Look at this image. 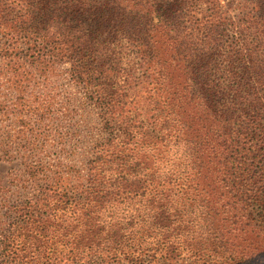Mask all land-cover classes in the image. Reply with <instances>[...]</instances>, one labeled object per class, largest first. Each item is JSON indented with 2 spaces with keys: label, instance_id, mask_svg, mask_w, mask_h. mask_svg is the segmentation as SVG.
I'll use <instances>...</instances> for the list:
<instances>
[{
  "label": "trees",
  "instance_id": "1",
  "mask_svg": "<svg viewBox=\"0 0 264 264\" xmlns=\"http://www.w3.org/2000/svg\"><path fill=\"white\" fill-rule=\"evenodd\" d=\"M62 78L83 168L33 157ZM4 121L0 264H264V0H0Z\"/></svg>",
  "mask_w": 264,
  "mask_h": 264
},
{
  "label": "rangeland",
  "instance_id": "2",
  "mask_svg": "<svg viewBox=\"0 0 264 264\" xmlns=\"http://www.w3.org/2000/svg\"><path fill=\"white\" fill-rule=\"evenodd\" d=\"M47 90L50 95H54L51 99L54 110L39 129L42 136L36 143L31 144L34 150L33 157L41 156L51 162L58 158L61 166L75 165L73 169L83 168L87 159L93 154V140L104 136L100 132L97 113L93 107L83 102L77 88L63 78L50 84ZM68 106L70 108H67ZM3 125L5 130L0 133V142L5 144L11 141L6 133L10 125L8 121H4ZM25 145H27L25 141L22 144H13L12 151L8 155L10 159L0 161V181L3 186L9 187V181L12 180L10 175L14 177L18 172L22 153H19L16 147L22 149ZM183 256L182 264H189L190 260L186 255Z\"/></svg>",
  "mask_w": 264,
  "mask_h": 264
}]
</instances>
